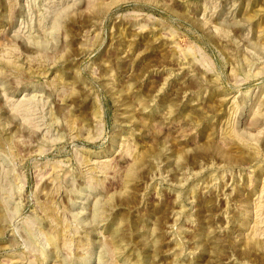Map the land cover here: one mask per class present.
Listing matches in <instances>:
<instances>
[{
	"label": "rangeland",
	"instance_id": "374dc122",
	"mask_svg": "<svg viewBox=\"0 0 264 264\" xmlns=\"http://www.w3.org/2000/svg\"><path fill=\"white\" fill-rule=\"evenodd\" d=\"M0 264H264V0H0Z\"/></svg>",
	"mask_w": 264,
	"mask_h": 264
}]
</instances>
